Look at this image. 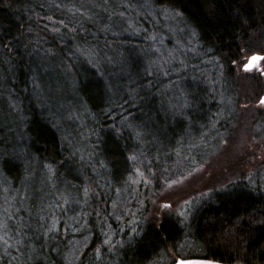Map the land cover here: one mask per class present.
<instances>
[{"label": "trees", "instance_id": "1", "mask_svg": "<svg viewBox=\"0 0 264 264\" xmlns=\"http://www.w3.org/2000/svg\"><path fill=\"white\" fill-rule=\"evenodd\" d=\"M133 1L0 0V124L16 129L20 135V143L16 144L23 147L16 152L12 140L7 153L0 156V264H132L129 259L108 260H112L111 255L115 260L120 258V245L127 238L115 236L105 243L110 235L102 232L104 228L111 230L106 216L98 214V220H105L107 225L83 232L90 241L77 258H68L61 250L62 244L65 248L71 245L68 240L82 232L65 237L62 222L47 226L52 215L36 219L38 213L34 212L32 219L26 211L8 205L11 197L7 194L22 190L21 183L32 166L38 164L60 177L72 155L78 157L81 133L87 130L96 127L102 130L101 134L111 136L112 149L106 150L109 162L126 167L120 182H110V187L115 184V191L128 177L134 180L140 175L137 168L151 183L155 174L173 164L178 151L197 163L198 157H194L198 142L192 139L190 131L196 132L200 124L205 129L215 128L212 138L222 146V152L231 147L221 142L231 145L232 139V144L236 143L247 123L251 136L260 137L259 142L264 143V104L260 102L264 95V58L255 69H243L251 55L264 56V0ZM148 5L161 9L162 17L173 13L190 25L196 33L197 58L184 52L173 60L163 59L165 51L158 53L149 39L153 33L157 35L156 22L146 23L142 18L152 13ZM143 8L144 15L137 16V9ZM120 12L129 17L128 24L120 18L107 29L96 22L101 16L117 18ZM115 41L129 47L149 46L156 54L155 60L160 57L166 66L175 64L179 73L167 83L173 87L176 98L168 93L166 84L153 83V76L145 74L138 62L142 72L134 85L150 84L149 93L140 94L135 105L127 96L113 104L109 98L111 91L104 87L108 70L99 67L101 73L93 63L80 59L81 62L75 47L84 42L107 45ZM150 64V68L156 65L153 61ZM135 65L133 58L126 60L130 74L134 75ZM41 83H48L45 85L52 89L50 104L46 96L39 94ZM128 83L131 84V78ZM64 85L71 90L65 95L58 91ZM57 97L63 105L75 107L70 116L74 121L59 118L55 109ZM100 97L103 102L99 105ZM122 107L127 108L129 116L139 112L141 116L134 117L141 122L142 111L156 112L155 118L145 121L157 132L156 140L164 145L173 134L168 148L160 150L164 161L141 164L138 153L142 142L138 139L142 141L143 137L136 135L141 133V126L133 124V119L131 127L121 124L119 119L125 117L119 115ZM221 116L224 119L220 121ZM108 127H113L112 132H107ZM90 148L96 149L93 144ZM133 153L138 157L134 162L127 159ZM144 158L148 160L150 156ZM244 158L242 155L240 160ZM74 163L82 170L86 168L83 161ZM237 170V179L210 190L203 200L188 208L191 210L186 221L167 213L161 214L156 223L145 217L146 236L130 254L132 259L136 256L143 264H161L163 260L164 264H173L178 258L264 264V188L251 178L243 179V171ZM140 187L148 192L144 181ZM110 194L99 200V209L110 208V199L106 204ZM186 242L190 244L188 248L183 245Z\"/></svg>", "mask_w": 264, "mask_h": 264}, {"label": "rangeland", "instance_id": "2", "mask_svg": "<svg viewBox=\"0 0 264 264\" xmlns=\"http://www.w3.org/2000/svg\"><path fill=\"white\" fill-rule=\"evenodd\" d=\"M133 2H136V0ZM147 8L152 13L142 18L146 23L156 22L157 29L155 31L157 35L153 33V36H149V39L154 43L158 53H164L165 51V55L162 54L163 59L165 58L166 61H169V58L173 60L180 53L183 55L184 52L190 54L192 58H197L196 33L190 25L182 17L173 13H166L162 17L161 9H155L151 5H148ZM144 11H146L145 8L137 9L136 15L143 16ZM118 19L126 24L130 22L129 17L121 12L118 13L117 18L101 16L96 19V22L108 29L114 25V22H118ZM117 32H120V30ZM139 47H129L116 41L110 44L107 43V45L84 42L75 47V53L79 60L82 59L88 64L93 63L101 73V67L108 70V82L104 87L111 91L109 98L112 99L113 104L120 102L124 96H127L135 105L139 101L140 94L149 93L150 84H143L144 86L134 85L139 80V74L142 72L138 62L144 67L145 74L149 72L153 76V83L166 84L168 93L175 97L173 87L169 82L167 83L168 80H173V77L179 73L174 67L175 64L170 63L169 66H166L160 61V57L155 60L156 54L151 47L145 45ZM130 52L133 53L129 57L133 58L136 64L135 70H132L135 71L134 75L130 74L126 68V60L129 58H126V56ZM117 61L122 62V64L120 65ZM150 61L155 62L156 65H152L153 67L150 68ZM128 78H131L130 85ZM45 84L39 86V94L40 96H46L50 104L52 94L50 90L52 91V89ZM58 91H62L65 95L67 91L70 92L71 90L64 85ZM5 98L10 100L7 95H5ZM177 98L180 97L177 96ZM55 100V109L58 111L59 118L63 117L69 119L68 121H74L70 116L75 107L71 104L63 105L59 97ZM78 101H76V105H79ZM98 102L99 105L102 104L103 98L100 97ZM188 102L189 100L186 101V103ZM127 112V108L122 107L119 115L125 117H121L119 122L129 125L133 119V124L141 126L142 135L140 137H143V139L142 141L140 138L138 139V142H142V149L138 153V156L141 157L139 159L141 164L145 165V162L157 164L164 161V157L160 156V150L168 148L167 144L170 143L173 134L168 136L166 143L163 145L155 138L157 132L150 129L145 122L150 117L151 119L156 117L155 111H142L144 115L142 122L134 117L136 115L141 116L139 112L131 113L130 116ZM223 119V116H221L220 121ZM153 121L155 122V119ZM74 126L76 125L74 124ZM248 127L249 123L245 125V130L238 135L236 143L232 144V139H230L231 145H227V142L222 141V145L231 147L227 152H225L226 149L222 152V146L212 138V131L215 128L205 129L202 124L198 125L199 129L196 132L193 129L190 131L192 139H197L198 142L195 150L196 156L194 157H198V162L191 161L188 155L178 151L171 166H167L165 171L162 172L161 170L159 174H155L151 183L144 182L148 192H144V189L140 187L141 181L148 179L144 175L143 177L138 175L134 180H130L128 177L123 186H118L116 191L114 190L115 184L110 187V182H120L122 176L125 175L126 167L123 164L120 167L109 162L106 150L113 145L112 138L107 133L101 134L102 130L95 127L94 130L81 133L80 147L77 151L78 157L72 155L70 164L64 167V173L60 177L54 176L53 171L42 168L38 164L32 166L33 169L21 183L22 190H13L12 193L7 194L11 197L8 205L10 207L13 204L12 209L26 211V214H29L32 219L34 218V212L38 213L36 219H47L52 215L53 219L47 221V226L62 222L64 227L62 235L65 237L82 232L77 237L67 239L68 244H71L68 245L69 247L66 246L65 248L62 244L61 250L68 258H77L83 247L90 241L89 235L87 233L83 234V232L93 231L94 228L99 230L100 226L106 224L105 220H98V214L106 216L110 221L108 227L111 228V230L104 228L103 232L101 230L103 235H110L106 240H112L115 236L122 240L127 238L124 245L123 243L120 245L123 246L120 258L115 260L114 255H111L112 260L109 258L108 260L110 262H121L124 259H129L132 264H143L136 259V256L132 259L131 255L146 236L145 232L148 225L144 220L145 217L156 223L161 214L167 213L172 215L174 219L180 217L184 221L179 216V212L187 210L186 214L188 215L191 210L184 204V201L195 197L196 199L191 206L193 208L194 204L199 203L206 196H202L201 193L208 194L210 190L237 179L240 174L237 168H241L243 171V179L251 178L254 184L257 183L264 188V143L259 142L260 137L251 136L250 131L247 130ZM112 128L108 127L107 132H112ZM0 129H2V132H0V156L7 153L6 150L11 145L12 140H15L14 149L16 152H21L23 147L16 144L20 143V135L16 132V129H10L6 123L0 124ZM103 130H106V128H103ZM158 130H160V125ZM92 144L96 148L94 151L90 148ZM145 155L150 156V158L147 160L144 158ZM242 155H245L246 158L240 160ZM75 160L77 162L83 161L86 168L82 170V168L75 166ZM195 169H200V171H194ZM190 173L192 175H189ZM173 181L183 182L172 184ZM170 184H172L171 187H169ZM129 188H132L133 191ZM109 194L106 204L110 199V208L101 206L99 209V200L107 198ZM165 203H170L173 207L165 209L163 208ZM3 206H6L5 203H3ZM72 245L73 249H71ZM183 245L188 248L190 244L186 242ZM184 246L181 249H186ZM163 261L161 264L165 263Z\"/></svg>", "mask_w": 264, "mask_h": 264}, {"label": "water", "instance_id": "3", "mask_svg": "<svg viewBox=\"0 0 264 264\" xmlns=\"http://www.w3.org/2000/svg\"><path fill=\"white\" fill-rule=\"evenodd\" d=\"M264 56L261 54H253L251 55L247 62L243 65V69L245 71H251L255 69L261 61L263 60ZM261 100H264V95L261 97ZM173 264H228L223 263L220 261H215L211 259H204V258H178Z\"/></svg>", "mask_w": 264, "mask_h": 264}, {"label": "snow or ice", "instance_id": "4", "mask_svg": "<svg viewBox=\"0 0 264 264\" xmlns=\"http://www.w3.org/2000/svg\"><path fill=\"white\" fill-rule=\"evenodd\" d=\"M261 103L264 104V100H261ZM183 107H188V105H184ZM129 126L131 127V125H129ZM136 135H137V137L139 138V137L142 135V133L137 132ZM137 158H138V157H137V155H136L135 153H133L132 155H130V156L127 157L128 160L133 161V162L136 161ZM135 171L138 172V173L140 174L141 177H143L144 173H143V172H140V169H139V168H137ZM194 171H200V169H195ZM189 175H192V173H190ZM144 182H145V183H149L150 181L145 180ZM182 182H183V181H173L172 184L182 183ZM172 184H170L169 187H171ZM86 191H87V190H86ZM201 195L204 196V195H206V194H205V193H201ZM195 199H196L195 197H192V198L189 199V200H185V201H184V204L187 205V206L190 208V207L192 206V204H193V201H194ZM172 207H173V206H172V204H170V203H165V204L163 205V208H165V209H171ZM186 211H187V210L179 212V216H181L185 221H186L187 218H188L187 215H186ZM133 231H135V229H133ZM105 243H109V241L106 240Z\"/></svg>", "mask_w": 264, "mask_h": 264}]
</instances>
